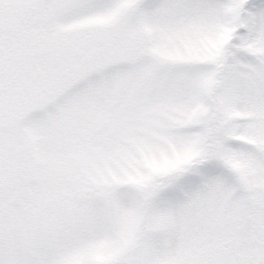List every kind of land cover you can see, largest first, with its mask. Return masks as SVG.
<instances>
[{
  "label": "snow or ice",
  "instance_id": "obj_1",
  "mask_svg": "<svg viewBox=\"0 0 264 264\" xmlns=\"http://www.w3.org/2000/svg\"><path fill=\"white\" fill-rule=\"evenodd\" d=\"M0 264H264V0H0Z\"/></svg>",
  "mask_w": 264,
  "mask_h": 264
}]
</instances>
